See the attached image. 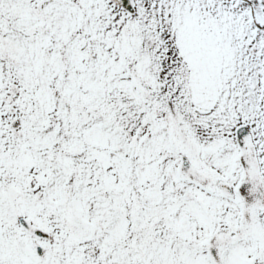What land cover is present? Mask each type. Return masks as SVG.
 <instances>
[{
  "label": "snow or ice",
  "instance_id": "6c2138e0",
  "mask_svg": "<svg viewBox=\"0 0 264 264\" xmlns=\"http://www.w3.org/2000/svg\"><path fill=\"white\" fill-rule=\"evenodd\" d=\"M0 264H264V0H0Z\"/></svg>",
  "mask_w": 264,
  "mask_h": 264
}]
</instances>
